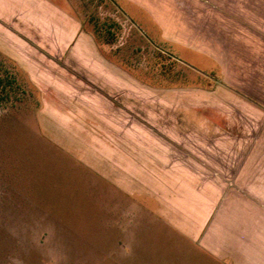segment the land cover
Here are the masks:
<instances>
[{
    "label": "rangeland",
    "instance_id": "obj_1",
    "mask_svg": "<svg viewBox=\"0 0 264 264\" xmlns=\"http://www.w3.org/2000/svg\"><path fill=\"white\" fill-rule=\"evenodd\" d=\"M71 1L101 43L116 44L108 54L134 64L136 98L106 88L75 58L43 68L52 70L49 82L0 51V264H184L180 250L171 252L166 240L175 239L174 233L163 229L160 218L147 217L114 194L117 132L99 123L98 115L80 113L81 100L70 99L65 90L108 92L123 110L121 121L136 118L160 137L184 138L179 155L191 168L200 156L202 175L238 171L225 181L249 203L264 204V126L256 130L254 115L244 114L223 94L211 99L198 86V73L176 60L175 50L140 33L114 0ZM145 78L152 80V99L144 97L150 89L139 81ZM176 91L186 98H174ZM159 92L168 98H157ZM194 92L199 99H192ZM199 100L202 108H217V113L195 115L191 107ZM209 118L245 129L208 131ZM225 133L234 143L238 137L254 141L237 147ZM199 258L191 253L184 259Z\"/></svg>",
    "mask_w": 264,
    "mask_h": 264
},
{
    "label": "crops",
    "instance_id": "obj_2",
    "mask_svg": "<svg viewBox=\"0 0 264 264\" xmlns=\"http://www.w3.org/2000/svg\"><path fill=\"white\" fill-rule=\"evenodd\" d=\"M114 2L140 33L175 50V59L198 73V86L211 99L218 100L223 94L241 105L244 114L254 115L256 130L264 126V0ZM115 45L97 39L71 0H0V51L31 75L47 77L50 82L52 70L43 68L61 66L58 59L71 63L75 58L95 71L106 88L136 98L138 80L130 70L134 64L108 54ZM139 82L150 89L144 97L152 99L151 78ZM65 91L70 99L81 100L76 106L80 113L98 115L99 123L117 132L113 135L114 194L138 206L147 217L160 218L167 227L160 228L174 233L175 239L166 241L171 252L173 248L181 251L178 258L191 253L200 257L193 263L183 258L184 264H264V204L249 203L225 181L238 171L203 173L204 177L200 156L197 167L191 168L179 155L184 138L160 137L136 118L121 121L123 110L108 92L87 87ZM172 94L176 99L186 98L185 92ZM197 95L194 92L192 99H199ZM165 97L163 92L157 96ZM191 108L199 116L217 113V108H202L200 100ZM210 120L208 131L245 129ZM230 134L224 137L237 147L254 141L238 137L234 143ZM188 159L195 161L192 156Z\"/></svg>",
    "mask_w": 264,
    "mask_h": 264
},
{
    "label": "trees",
    "instance_id": "obj_3",
    "mask_svg": "<svg viewBox=\"0 0 264 264\" xmlns=\"http://www.w3.org/2000/svg\"><path fill=\"white\" fill-rule=\"evenodd\" d=\"M4 88V80L0 76V101L2 100V89Z\"/></svg>",
    "mask_w": 264,
    "mask_h": 264
}]
</instances>
